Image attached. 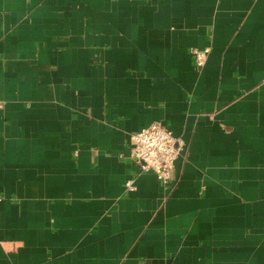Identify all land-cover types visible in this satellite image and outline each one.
<instances>
[{
	"label": "crops",
	"instance_id": "1",
	"mask_svg": "<svg viewBox=\"0 0 264 264\" xmlns=\"http://www.w3.org/2000/svg\"><path fill=\"white\" fill-rule=\"evenodd\" d=\"M0 264H264V0H0Z\"/></svg>",
	"mask_w": 264,
	"mask_h": 264
},
{
	"label": "built area",
	"instance_id": "2",
	"mask_svg": "<svg viewBox=\"0 0 264 264\" xmlns=\"http://www.w3.org/2000/svg\"><path fill=\"white\" fill-rule=\"evenodd\" d=\"M208 52V48L191 50L197 67L205 63ZM183 146V141L165 125L153 122L130 135L129 158L139 166L140 171H151L165 185L171 179L175 160ZM124 186L127 191H133L134 180H126Z\"/></svg>",
	"mask_w": 264,
	"mask_h": 264
}]
</instances>
